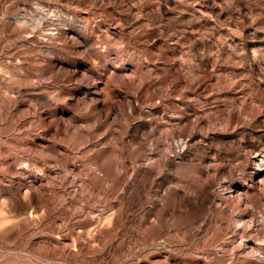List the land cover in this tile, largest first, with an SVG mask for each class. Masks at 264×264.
<instances>
[{
  "label": "rangeland",
  "instance_id": "rangeland-1",
  "mask_svg": "<svg viewBox=\"0 0 264 264\" xmlns=\"http://www.w3.org/2000/svg\"><path fill=\"white\" fill-rule=\"evenodd\" d=\"M0 264H264V0H0Z\"/></svg>",
  "mask_w": 264,
  "mask_h": 264
}]
</instances>
